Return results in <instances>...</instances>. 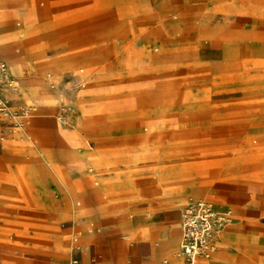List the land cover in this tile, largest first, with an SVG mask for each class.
<instances>
[{
	"label": "rangeland",
	"instance_id": "374dc122",
	"mask_svg": "<svg viewBox=\"0 0 264 264\" xmlns=\"http://www.w3.org/2000/svg\"><path fill=\"white\" fill-rule=\"evenodd\" d=\"M17 1L0 29L31 32L0 34L14 81L2 91L9 114L0 115V198L9 202L0 205V254L29 256L45 235L34 213L63 193L28 152L26 137L48 151L52 144L31 135L28 122L60 128L64 161L77 156L73 144L84 157L100 155L85 169L116 184L99 185L106 201H125L155 172L172 184L208 174L219 181L224 165L264 177V36L234 48L231 37L205 30L206 15L219 10L208 11L209 0ZM260 3L236 0L233 12L245 16ZM257 15L264 20L263 9ZM20 58L21 70L12 61ZM52 169L76 198L66 172ZM8 171L14 183L6 185ZM61 223L64 243H75L73 222Z\"/></svg>",
	"mask_w": 264,
	"mask_h": 264
},
{
	"label": "crops",
	"instance_id": "0c3cea01",
	"mask_svg": "<svg viewBox=\"0 0 264 264\" xmlns=\"http://www.w3.org/2000/svg\"><path fill=\"white\" fill-rule=\"evenodd\" d=\"M235 1L209 0L208 11L209 8L219 10L207 14L202 26L205 30L231 37L234 48L240 45V38L252 42L256 35L264 36V20L257 15L260 9L264 10V0L255 10H248L245 16L234 14ZM16 2L19 1L3 2L0 18L5 20L7 15L11 16L8 9ZM17 15L18 11L13 13L16 18ZM30 32L26 26L13 31L0 29V34L11 33L12 39L28 38ZM224 45L229 47L230 44ZM3 47L1 45L0 49ZM12 61L21 70L23 59ZM14 79L21 85L25 83L19 77ZM12 99L16 106L17 100ZM28 123L31 135L36 139L37 135H43L52 143L48 151L46 145L32 143L26 137L28 152L47 167L51 179L47 185L59 183L63 193L61 201L50 202L34 213L37 217L35 226L43 229L45 234L40 237L43 242L30 250L29 256L0 254V264H183L180 253L182 214L184 208L197 201L210 203L218 213H228L230 217L227 226L215 236L210 257L199 259L198 264H264V177L244 169L229 170L224 165L219 181L217 175L211 177L213 174L190 176L175 182L173 190L165 191L153 177L131 186L125 201L117 203L116 196L114 201H106L100 199L99 185L116 184L97 181L95 175L89 174L92 171L85 169L100 155L84 157L73 144L77 156L64 161V133L60 128ZM59 151L62 155L58 158L55 154ZM53 166H60L61 172H66L76 198ZM76 171L81 173L80 180L74 176ZM8 174L10 176L3 184L14 183L9 171ZM3 202L8 201L0 198V205ZM63 221L73 222L67 234L77 237L75 243H64V229L58 234L57 228Z\"/></svg>",
	"mask_w": 264,
	"mask_h": 264
},
{
	"label": "built area",
	"instance_id": "2783aa9c",
	"mask_svg": "<svg viewBox=\"0 0 264 264\" xmlns=\"http://www.w3.org/2000/svg\"><path fill=\"white\" fill-rule=\"evenodd\" d=\"M14 84L8 74V67L0 60V115L7 117L2 91ZM182 237L180 253L183 264H198L199 259H207L214 250L213 241L229 223V214L218 213L212 204L198 202L188 205L182 214Z\"/></svg>",
	"mask_w": 264,
	"mask_h": 264
},
{
	"label": "bare ground",
	"instance_id": "6f19581e",
	"mask_svg": "<svg viewBox=\"0 0 264 264\" xmlns=\"http://www.w3.org/2000/svg\"><path fill=\"white\" fill-rule=\"evenodd\" d=\"M251 46H252V48L254 49V51L257 50L256 45L251 44ZM6 65H7V63H6ZM7 66H8V65H7ZM8 74H9V76L11 75V74H10V71H9V68H8ZM12 87H13V86H12ZM12 87H10V88H12ZM7 89H9V88H7ZM154 177H155L156 181H157L159 184H161V186L164 188L165 191H166V190H170V189L172 190L174 184H172L169 180H167V178L165 177V175H164L163 173H160V174L157 175V173L155 172Z\"/></svg>",
	"mask_w": 264,
	"mask_h": 264
}]
</instances>
